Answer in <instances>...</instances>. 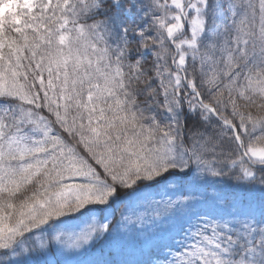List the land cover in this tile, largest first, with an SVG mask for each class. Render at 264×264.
I'll list each match as a JSON object with an SVG mask.
<instances>
[{
  "label": "snow or ice",
  "instance_id": "snow-or-ice-1",
  "mask_svg": "<svg viewBox=\"0 0 264 264\" xmlns=\"http://www.w3.org/2000/svg\"><path fill=\"white\" fill-rule=\"evenodd\" d=\"M0 264H264V0H0Z\"/></svg>",
  "mask_w": 264,
  "mask_h": 264
}]
</instances>
